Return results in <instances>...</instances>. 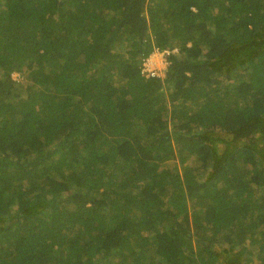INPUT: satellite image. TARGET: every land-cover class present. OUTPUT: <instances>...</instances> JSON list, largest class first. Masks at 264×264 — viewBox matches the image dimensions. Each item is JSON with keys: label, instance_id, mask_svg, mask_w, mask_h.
Instances as JSON below:
<instances>
[{"label": "trees", "instance_id": "1", "mask_svg": "<svg viewBox=\"0 0 264 264\" xmlns=\"http://www.w3.org/2000/svg\"><path fill=\"white\" fill-rule=\"evenodd\" d=\"M0 264H264V0H0Z\"/></svg>", "mask_w": 264, "mask_h": 264}, {"label": "built area", "instance_id": "2", "mask_svg": "<svg viewBox=\"0 0 264 264\" xmlns=\"http://www.w3.org/2000/svg\"><path fill=\"white\" fill-rule=\"evenodd\" d=\"M155 52L161 55V62L165 61L166 64L168 65L167 57L170 54V51L169 50H164V51L156 50ZM154 64H155L154 60L152 59L151 56L146 58L142 65V73L145 76H160V74L156 71Z\"/></svg>", "mask_w": 264, "mask_h": 264}, {"label": "rangeland", "instance_id": "3", "mask_svg": "<svg viewBox=\"0 0 264 264\" xmlns=\"http://www.w3.org/2000/svg\"><path fill=\"white\" fill-rule=\"evenodd\" d=\"M150 56L154 60V63H155L154 67H155L156 71L160 74V76H163L165 73V69L167 68L166 62L165 61L161 62V55L157 54V52H155V51ZM12 75H13V78H15L17 80L22 79V76L20 75L19 72H14Z\"/></svg>", "mask_w": 264, "mask_h": 264}]
</instances>
